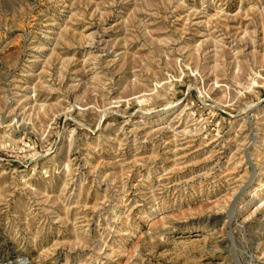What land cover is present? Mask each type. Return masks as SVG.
Instances as JSON below:
<instances>
[{"label": "rangeland", "instance_id": "374dc122", "mask_svg": "<svg viewBox=\"0 0 264 264\" xmlns=\"http://www.w3.org/2000/svg\"><path fill=\"white\" fill-rule=\"evenodd\" d=\"M0 264H264V0H0Z\"/></svg>", "mask_w": 264, "mask_h": 264}]
</instances>
